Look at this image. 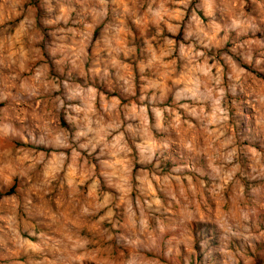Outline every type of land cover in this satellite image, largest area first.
Wrapping results in <instances>:
<instances>
[{
  "label": "rangeland",
  "instance_id": "1",
  "mask_svg": "<svg viewBox=\"0 0 264 264\" xmlns=\"http://www.w3.org/2000/svg\"><path fill=\"white\" fill-rule=\"evenodd\" d=\"M0 264H264V0H0Z\"/></svg>",
  "mask_w": 264,
  "mask_h": 264
}]
</instances>
